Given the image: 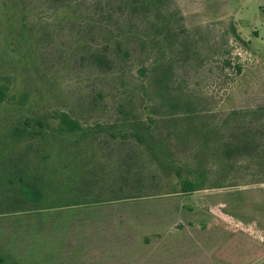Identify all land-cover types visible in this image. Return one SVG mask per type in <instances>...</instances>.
I'll list each match as a JSON object with an SVG mask.
<instances>
[{"label":"rangeland","instance_id":"1","mask_svg":"<svg viewBox=\"0 0 264 264\" xmlns=\"http://www.w3.org/2000/svg\"><path fill=\"white\" fill-rule=\"evenodd\" d=\"M0 264H264V0H0Z\"/></svg>","mask_w":264,"mask_h":264},{"label":"trees","instance_id":"2","mask_svg":"<svg viewBox=\"0 0 264 264\" xmlns=\"http://www.w3.org/2000/svg\"><path fill=\"white\" fill-rule=\"evenodd\" d=\"M236 72L237 73L240 72V67L236 68ZM261 111H263V110H261ZM258 112L259 111H249V113H247V114H249L251 117L255 118L256 115L258 114ZM240 114L245 115V113H242L241 111H234L230 115L240 117ZM61 122L68 127L69 131H74L78 128V124L74 121H71L69 118H67L66 115H63V117L61 118ZM137 137H138V140L140 141V138H139L140 135H137ZM242 147H245V145H243ZM236 149L237 150L240 149V146H238V145L235 146V150ZM227 152H229V150ZM22 180H23V178H19V182H21ZM197 189H199V188H197V185L194 181L189 180V179H183L182 180L181 190L183 192H189V191H193V190H197Z\"/></svg>","mask_w":264,"mask_h":264}]
</instances>
